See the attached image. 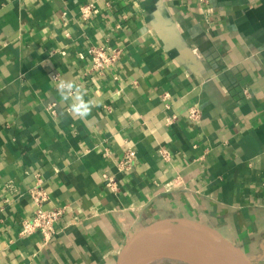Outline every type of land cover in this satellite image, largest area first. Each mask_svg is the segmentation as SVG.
Returning <instances> with one entry per match:
<instances>
[{
  "label": "crops",
  "instance_id": "0c3cea01",
  "mask_svg": "<svg viewBox=\"0 0 264 264\" xmlns=\"http://www.w3.org/2000/svg\"><path fill=\"white\" fill-rule=\"evenodd\" d=\"M90 44L117 64L94 71ZM60 79L86 89V119ZM38 178L65 207L48 241L19 234ZM162 220L264 260V0H0V264H118Z\"/></svg>",
  "mask_w": 264,
  "mask_h": 264
},
{
  "label": "water",
  "instance_id": "95a60500",
  "mask_svg": "<svg viewBox=\"0 0 264 264\" xmlns=\"http://www.w3.org/2000/svg\"><path fill=\"white\" fill-rule=\"evenodd\" d=\"M169 257L191 264H264V260H251L211 229L173 220L139 230L122 251L118 264H147Z\"/></svg>",
  "mask_w": 264,
  "mask_h": 264
},
{
  "label": "built area",
  "instance_id": "2783aa9c",
  "mask_svg": "<svg viewBox=\"0 0 264 264\" xmlns=\"http://www.w3.org/2000/svg\"><path fill=\"white\" fill-rule=\"evenodd\" d=\"M206 1V0H204ZM99 12L96 4L89 2L80 7V14L84 20L92 18ZM120 50L116 47L103 44H90L87 46L85 55L89 56L92 61V68L98 73H103L114 67L119 59ZM55 79H59L58 74H54ZM190 118L198 121L200 111L197 107L190 108ZM173 118H168L171 123ZM164 155H168L166 150H162ZM136 165V153L132 148L125 150L123 158L118 164L121 171H131ZM105 185L112 192L119 191L117 180L110 175H104ZM33 211L30 217L23 221L19 234L22 236L39 232L44 240H50L56 234V224L65 214V207L59 206L54 208H45V204L49 200L48 191L43 187L42 179L38 178V182L29 190Z\"/></svg>",
  "mask_w": 264,
  "mask_h": 264
},
{
  "label": "clouds",
  "instance_id": "9594fccd",
  "mask_svg": "<svg viewBox=\"0 0 264 264\" xmlns=\"http://www.w3.org/2000/svg\"><path fill=\"white\" fill-rule=\"evenodd\" d=\"M61 100L69 104V114L81 120L86 119L91 112L93 102L86 100V89L74 80L60 79L55 84Z\"/></svg>",
  "mask_w": 264,
  "mask_h": 264
},
{
  "label": "bare ground",
  "instance_id": "6f19581e",
  "mask_svg": "<svg viewBox=\"0 0 264 264\" xmlns=\"http://www.w3.org/2000/svg\"><path fill=\"white\" fill-rule=\"evenodd\" d=\"M169 263L171 264H186L187 262H185L184 260H182L179 257H175L173 260H171Z\"/></svg>",
  "mask_w": 264,
  "mask_h": 264
},
{
  "label": "rangeland",
  "instance_id": "374dc122",
  "mask_svg": "<svg viewBox=\"0 0 264 264\" xmlns=\"http://www.w3.org/2000/svg\"><path fill=\"white\" fill-rule=\"evenodd\" d=\"M262 257H264V255ZM166 260L167 259H161V260L153 261L152 263H147V264H171L167 262ZM186 264H191V263H186Z\"/></svg>",
  "mask_w": 264,
  "mask_h": 264
}]
</instances>
